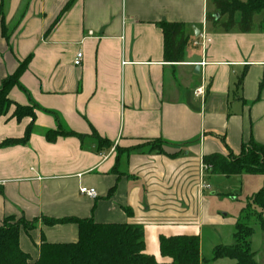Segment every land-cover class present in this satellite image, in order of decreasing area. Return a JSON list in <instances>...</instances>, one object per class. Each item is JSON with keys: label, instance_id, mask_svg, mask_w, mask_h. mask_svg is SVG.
I'll list each match as a JSON object with an SVG mask.
<instances>
[{"label": "crops", "instance_id": "1", "mask_svg": "<svg viewBox=\"0 0 264 264\" xmlns=\"http://www.w3.org/2000/svg\"><path fill=\"white\" fill-rule=\"evenodd\" d=\"M212 1L0 0V85L25 64L7 95L13 105L0 115V226L36 220L18 241L32 261L42 241L78 240L77 225L42 218H74L141 227L156 264H170L159 238L177 236L199 238V264H233L213 261L214 249L235 243L240 196L259 190L264 175L207 172L202 190L200 166L204 156L264 145V32L212 28ZM168 23L184 25L178 64L163 59L160 28ZM15 105L33 107L34 120L13 117ZM29 126L25 144L2 146ZM51 131L72 135L49 142ZM156 140L178 155L150 152L145 144ZM82 187L97 198L81 196ZM221 197L234 202L231 210L215 207ZM252 223L250 249L264 264V231Z\"/></svg>", "mask_w": 264, "mask_h": 264}, {"label": "trees", "instance_id": "2", "mask_svg": "<svg viewBox=\"0 0 264 264\" xmlns=\"http://www.w3.org/2000/svg\"><path fill=\"white\" fill-rule=\"evenodd\" d=\"M73 0H70V4ZM213 12L207 15L206 22L222 33L264 32V17L259 24L254 18L264 12V0H213ZM164 41L163 59L166 63L183 62L187 46L183 24H163L160 28ZM25 69L20 65L17 72L5 79L0 85V115L6 113L13 103L7 98L9 90L18 86V77ZM243 75L238 79L240 86ZM21 89V87L19 86ZM33 107L15 105L13 117L20 120L30 117L34 120ZM31 131L29 126L22 140L6 141L2 146L25 144ZM69 136L72 133L51 131L46 135L49 142L58 136ZM100 144L104 141L97 138ZM150 152L176 157L167 154L164 144L159 141L145 144ZM204 165L211 166V173L232 177L242 173L264 175V145L250 143L238 155L228 152L226 156L213 154L202 158ZM264 183L261 189L253 194L241 210L234 227V244L218 246L214 249L213 261L229 259L233 264H258L250 249V238L253 235L251 223L255 222L264 231ZM46 226L73 223L78 227V240L74 244H50L42 241L39 246V257L32 261L19 248V234L23 229L28 232L34 229L36 220L31 222L24 218H6L0 226V264H156L153 257L144 253V234L139 226L120 224H97L91 219L67 218L48 220L42 218ZM159 253L170 264H199V238L177 236L159 238ZM206 264V262L204 263Z\"/></svg>", "mask_w": 264, "mask_h": 264}, {"label": "built area", "instance_id": "3", "mask_svg": "<svg viewBox=\"0 0 264 264\" xmlns=\"http://www.w3.org/2000/svg\"><path fill=\"white\" fill-rule=\"evenodd\" d=\"M202 39H203V41H206V42L208 41V39L205 38V37H203ZM195 45H196V44H195ZM82 58H83L82 53H81V52L77 53V54H76V57H75V59H74V62H73L74 66H76V67L81 66ZM203 93H204V92H203V88H199V89H197V90L195 91V94L198 95V96H201ZM210 171H211V166H207V165H204V164H202V165L200 166L201 189H202V190H207V189H209V186H208L207 184H205L204 182H202V180H203V178H204V174L207 173V172H210ZM79 194H80L81 196H84V197L89 198V199H92V200H94V199L97 198V193H96V191H95L94 189H92V188H85V187H82V188L79 189Z\"/></svg>", "mask_w": 264, "mask_h": 264}, {"label": "rangeland", "instance_id": "4", "mask_svg": "<svg viewBox=\"0 0 264 264\" xmlns=\"http://www.w3.org/2000/svg\"><path fill=\"white\" fill-rule=\"evenodd\" d=\"M262 16H264V12L261 13V16L255 17V20L258 21L259 18L262 17ZM247 175L250 176V178H261L260 175H258V174H250V173H248ZM249 180L251 181L252 179H248V180H246V182L243 181V179H242L241 186H244L245 184H247ZM263 183H264V181H262V185L260 186V189H261V187L263 186ZM214 189H216V188H213V190H214ZM260 189H259V190H260ZM259 190H257V191L255 190V191H256L255 193H257ZM214 191H215V190H214ZM216 191H217V192L219 191L218 193H221L220 191H224V189H222V187H220V188L217 189ZM243 191H244V189H243ZM255 193H253V194H255ZM253 194H252V195H253ZM252 195H250V196L247 197V198H246V196H243V195L240 196V199H241V202H240V203H241V205H244L243 208L246 206L248 200L250 199V197H251ZM240 199H239V201H240ZM215 201H217V206H215V207H216V208H219V209H226V210L228 209V210H231L232 207H233L232 204H234V202H231L230 199H229L228 197H221V198H219V199L217 198V199H215ZM243 208H242V209H243ZM242 209H241V207H240L239 210H237V212H238V211H241ZM222 211H225V210H222ZM250 225H251V227H252V226H253V223H251Z\"/></svg>", "mask_w": 264, "mask_h": 264}, {"label": "water", "instance_id": "5", "mask_svg": "<svg viewBox=\"0 0 264 264\" xmlns=\"http://www.w3.org/2000/svg\"><path fill=\"white\" fill-rule=\"evenodd\" d=\"M196 36H198V32L196 33Z\"/></svg>", "mask_w": 264, "mask_h": 264}]
</instances>
